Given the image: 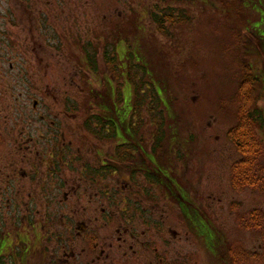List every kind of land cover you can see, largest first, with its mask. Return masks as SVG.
Segmentation results:
<instances>
[{
    "label": "rangeland",
    "instance_id": "1",
    "mask_svg": "<svg viewBox=\"0 0 264 264\" xmlns=\"http://www.w3.org/2000/svg\"><path fill=\"white\" fill-rule=\"evenodd\" d=\"M156 5L185 9L189 20L167 24L169 33L163 34L152 19ZM88 42L98 48L96 73L86 61ZM104 50L117 56L127 71H134V63L147 66L151 76L144 80L154 83L160 100L152 102L153 92L147 91L142 120L135 122L142 121L139 135L149 152L156 151L155 162L162 166L165 181L156 187L149 183L154 198L143 202L148 208L147 230L141 213L136 221L118 217L110 224L102 214L107 200L79 198L69 190L73 199L68 208L62 206L59 194L52 213L57 210L60 220L74 218L100 233L94 252L83 248L87 243L77 238L69 261L264 264V259L248 258L260 251L261 236L238 222L252 208L264 209V196L249 188H233L231 167L239 153L227 137L237 122L238 84L245 74L258 78L257 105L264 109V0H0V130L7 138L0 148V180H5L3 190L0 186V234L14 216V201L21 203V213L33 209L37 219L47 213L46 152L53 146L54 130L60 139L65 135L74 151L93 155L82 146L86 132L79 128L83 115L79 112L83 109L85 119L91 115L95 109L91 95L98 94L103 76L111 77L134 104L129 78L118 76L121 71L111 64L101 71ZM150 110L157 111L162 121L153 120ZM40 118L53 125L45 138L41 135L46 124ZM258 133L264 142V125ZM38 149L45 151L35 154ZM61 175L68 178L71 189L77 186L78 172L67 168ZM131 183L128 175L121 174L117 188L124 190ZM14 186L20 195L14 193ZM175 186L178 192L171 189ZM114 209L117 214L118 208ZM27 238L39 240L33 232ZM4 244L1 250L12 255L28 249ZM32 257L33 264H47L40 253ZM4 264L14 263L6 259Z\"/></svg>",
    "mask_w": 264,
    "mask_h": 264
},
{
    "label": "flooded vegetation",
    "instance_id": "2",
    "mask_svg": "<svg viewBox=\"0 0 264 264\" xmlns=\"http://www.w3.org/2000/svg\"><path fill=\"white\" fill-rule=\"evenodd\" d=\"M125 97L126 104H129L126 95ZM106 109L91 110V114H95L93 127L97 130L93 133L85 124L88 117L84 118L83 109L79 112L78 108L67 107L69 111L83 113L79 128L86 132L85 135L88 139L85 138V135L83 136L85 140L82 146L89 147V153L92 152L93 155L87 156L80 149L77 152L74 151L72 145L69 144L71 142H66L65 135L63 134V139H60L57 135L58 131L54 130L56 136L54 137L53 146L46 152L48 163L45 160L48 170L47 176L49 177V184H44L49 185V187L43 189L44 194L47 195V213L42 218L37 219L32 213L33 209H30L28 214L26 211L21 213L23 211L21 203L14 201L11 207L15 210V213L13 218L6 222L5 231H1L0 245L5 242L4 247L6 248L8 243L12 242L23 245L22 249L28 246V249L12 255L7 249L1 250L0 248V258L12 259L14 264H33L34 257L32 255L40 253L46 258L47 264H74L69 261L68 257H71L72 252H75L74 244L77 238L87 243L83 248L94 252L96 241L100 239V233L96 227H92V231L82 225L80 220L74 221V218L64 216L60 220L57 210L52 213V202L59 194L63 195L62 206L65 203L70 208L72 203H69V199L70 197L73 199V196L69 195V190L72 191L71 193L79 195V198L81 195H89L107 200L108 207H102V214L110 224H113L118 217H124V221L129 223L136 221V216H140L141 213L143 224L146 225L147 230L149 221L144 217L148 208L143 205V202L146 198H154L149 189L152 185L156 187V185L164 183L163 168L155 162L154 152L156 151L149 152L147 149L144 137L139 135L140 130L135 135L131 133L129 123L132 108L121 109L122 114L119 119L116 117L115 108H110L108 112L112 122L109 124L105 122V117H103L105 115L102 116L104 114L102 112ZM39 120L44 122V125L46 124L44 119L40 118ZM52 126V123L46 124L41 136L45 138L48 132H52ZM53 136L48 137L42 144L45 145ZM35 137L33 135L32 138ZM6 139L3 130H0V148L3 147ZM44 151L45 149H38L35 154H41ZM74 163L78 164V167ZM150 163L154 164L156 168L151 167ZM67 168L79 174L77 186L74 185L72 189L68 178L61 175ZM121 174H126L128 178L132 179L131 185H128L124 190L117 188L118 176ZM4 182L5 180H0V186H3L1 190L5 187ZM149 183H151V186ZM15 187L14 193L20 195V190ZM138 187L141 188L140 192H134L133 190H137ZM171 189L175 192L174 188ZM125 190H129V192L125 193ZM113 206L118 208L117 214L113 212V210H116ZM25 208L28 209V206ZM182 212L189 218L190 214L183 205ZM189 222L197 229V225L193 220L189 219ZM130 228L132 229V227ZM197 231L202 234L199 230ZM31 232L38 233L39 240L37 242L26 239V235L29 236ZM205 241L207 243L206 239ZM176 262L180 263L179 260H176Z\"/></svg>",
    "mask_w": 264,
    "mask_h": 264
},
{
    "label": "trees",
    "instance_id": "3",
    "mask_svg": "<svg viewBox=\"0 0 264 264\" xmlns=\"http://www.w3.org/2000/svg\"><path fill=\"white\" fill-rule=\"evenodd\" d=\"M152 19L158 26L159 31L163 34L169 33L167 24L174 25L176 23H182L189 20L185 9H180L177 11L176 8L171 6L159 7L158 5H156V7L153 9ZM97 49L98 48L92 42H88L84 45L87 64L90 65V71L94 73H96L98 69L96 65ZM102 58L106 60V62L104 65H101V71H104L102 66L107 68V65L110 66L111 64L115 69L118 68V70L121 71L118 76H126L129 78L132 84H134L135 102L132 106L130 104H126V97L125 95H122L121 88L113 85V80L111 77L106 76L105 78V76H103L101 89L99 87L100 90H97L98 94L91 95L95 109L107 108L102 112L104 113L102 116L105 115L103 116L105 117V122L109 124L112 122V120H110V113L108 112L110 108H115L116 117L119 119L120 115L122 114L121 109L131 107V121L129 125L131 128V133L135 135L138 133L139 128L142 125V121H139L138 124L135 121L137 118L142 120V108L148 99L145 97L146 92H153L151 95V101L158 102V100H160L158 97V90L153 82L144 80L146 77L151 75L147 69V66L143 63L140 62L143 65L139 64V62L138 64L134 63V68L132 67L134 71H127L126 66L125 68L122 67V65L117 60V56L111 55L109 51L104 50ZM86 80L88 82V77ZM257 81L258 78L254 74L247 73L239 82V106L237 110V122L228 129L227 137L234 144L237 152L239 153V158H237L232 163L231 167V184L233 188L236 190H244L249 188L259 192L264 196V142L258 133V128L264 125V109L257 105ZM148 107L150 109L153 108L152 104L150 103L148 104ZM150 115L153 120L162 121L163 119V117H159L157 111L150 110ZM94 118L95 114H91L85 122L89 130L93 133L97 132L96 128L93 127V124L95 123ZM162 127V123L159 122V128L162 129ZM98 131L102 133V131ZM123 131L125 132L124 128ZM150 166L154 167V169L156 168V166H154L152 163H150ZM174 189L178 192L176 186ZM238 222L243 228L254 230L261 236L260 251H255V253H250V255L248 254V258L254 257L256 258L255 261H262L264 259V209L262 207H254L247 214H244V216H239ZM245 258H247V256H245ZM6 259V257H1L0 264H4ZM237 259L239 260L241 258ZM9 260L10 262H13L12 259ZM173 263L182 264L181 262L178 263L176 261Z\"/></svg>",
    "mask_w": 264,
    "mask_h": 264
}]
</instances>
